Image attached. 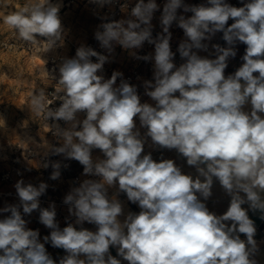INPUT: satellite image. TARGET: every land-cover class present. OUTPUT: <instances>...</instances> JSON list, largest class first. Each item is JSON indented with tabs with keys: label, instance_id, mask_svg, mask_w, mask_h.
<instances>
[{
	"label": "clouds",
	"instance_id": "9594fccd",
	"mask_svg": "<svg viewBox=\"0 0 264 264\" xmlns=\"http://www.w3.org/2000/svg\"><path fill=\"white\" fill-rule=\"evenodd\" d=\"M89 2L103 8L114 0ZM241 3L166 0L159 17L162 31L153 37L152 20L160 5L137 0L127 19L98 25L94 38L107 54L81 45L73 58L62 59L58 76L47 61L37 66L26 105L59 142H45L44 156L75 160L83 166L82 175L92 178L71 187L63 198L69 217L75 218L74 223L66 218L63 228L54 202L41 207L49 185L18 180V203L0 208V214H8L0 219V264H258L257 228L248 213L258 211L264 219V0ZM62 7L60 0H27L4 15L3 23L44 55L64 44ZM174 23L184 34L176 52L170 45ZM217 33L226 46L211 44L209 51L208 42ZM145 42L154 45V54L134 51ZM238 44L246 45L243 63L226 76ZM117 45L136 60L154 61L152 79L142 83L144 95L154 103L142 102L137 85L122 72L113 71L107 79L103 75ZM201 51L209 55L201 56ZM177 52L183 61L179 66ZM37 81H55L52 99ZM55 101L59 107H50ZM146 144L153 150H175L195 176L183 173L172 159L157 161L151 152L144 154ZM97 149L103 158L93 157ZM42 166L51 167L49 178L58 180L62 167L69 165L46 159ZM214 181L230 197L222 215L205 203ZM110 189H115L111 196ZM121 193L139 207L138 213L125 214ZM34 211L51 230L43 242L24 218ZM85 222L96 230L83 227ZM46 244L65 255L53 259Z\"/></svg>",
	"mask_w": 264,
	"mask_h": 264
},
{
	"label": "rangeland",
	"instance_id": "374dc122",
	"mask_svg": "<svg viewBox=\"0 0 264 264\" xmlns=\"http://www.w3.org/2000/svg\"><path fill=\"white\" fill-rule=\"evenodd\" d=\"M24 4H26V0H0V126L3 125V120L5 122L4 126L0 127V169L12 165V159L15 158V164L26 170L25 175L21 179L26 184L32 183L34 185L40 179L37 175L38 171L41 170L39 161L37 157L30 159L24 155L23 148L26 147L19 146L20 137L32 135L42 145L44 142L52 144L54 138L45 132L37 116L34 113L30 114L26 105L29 102L30 94L35 87L37 79L35 75L36 66L31 60V55L33 54L9 49L2 44L3 40L8 39L9 33L8 27L3 23V16L13 10H17V6L22 7ZM65 10L66 12L62 13L65 21V34L73 42L83 43L96 26V16L82 4L74 5ZM62 54V59L68 58L70 54L68 45L64 46ZM37 55L46 63L48 53ZM113 60L118 65L126 66H130L133 62L127 54V50L124 49H115ZM48 86L49 82L40 84L37 81L38 88L44 87L46 89ZM8 141L11 143H8ZM24 143L22 142V144ZM26 146H30V143L26 144ZM41 150L42 152L40 153L45 152L43 147L40 148ZM12 152H15V154H12ZM98 156L101 157L99 153H95L93 157ZM25 164H29L31 167L28 168ZM81 169L82 167L76 164L67 171V175L71 177L73 171L79 172ZM16 182L7 185L14 188ZM11 203L15 204L16 199L12 198ZM4 216L5 214H2L0 219ZM43 226L42 230L46 228Z\"/></svg>",
	"mask_w": 264,
	"mask_h": 264
},
{
	"label": "built area",
	"instance_id": "2783aa9c",
	"mask_svg": "<svg viewBox=\"0 0 264 264\" xmlns=\"http://www.w3.org/2000/svg\"><path fill=\"white\" fill-rule=\"evenodd\" d=\"M189 1H190V4H196V5L206 2V0H189ZM53 2H57V0H53ZM60 2H62L63 7L61 8L59 14L61 17L62 25L64 27H65V21H64V18L62 16V13H64L66 8L73 7L74 5H78V4H82V5L86 6L90 11H92L93 14L96 16L97 21H96V26H95L93 32L83 43L73 42L65 34L63 46L48 53V57L46 60L47 61L46 67L49 70H52L55 68L56 69L55 75H57V76L59 74L58 73V66L62 62V57H63L62 51L64 49V46H66V45H68L70 47V54L68 55V58H73L75 56L76 49L78 47H80L81 45L90 46L94 50L101 52L102 54H107L104 52L103 49L100 48L98 41H96L94 38V33L97 30L98 25H100L103 22H111L112 20L118 21L120 19H127L129 17L130 12H131V8L134 7L137 0H114V3L112 5H105L103 8L99 7L98 5L90 3L89 0H60ZM146 2H147V0H146ZM156 2L158 5H160V10L156 11L154 13V18L152 20V21L156 22V25L153 28V37H155L157 35V33H160L162 31V29L160 27V23H159V17H160L161 12H162L163 4L166 2V0H156ZM227 2L232 4L233 6H236V7L243 6L241 3V0H227ZM245 2H246V0H245ZM26 3H27V0H26ZM125 6H127V7H125ZM178 12H180V11L178 10ZM190 15H191V13H189V15H187V16H190ZM105 17H106V19H102ZM8 29H9L8 39L2 41L3 45L7 46L9 49L21 50V51H24V52L29 53V54H34V53L41 54V53L36 52L35 50L30 49L23 41L17 39L15 34H14L13 29H10V28H8ZM170 31L172 32V39L170 41L171 49L173 52H176V49L178 47L179 42L182 39H184L183 30L178 28L174 23L172 28L170 29ZM219 41L221 44L226 43L222 39V33H219ZM115 49H123V48L120 47L119 45H117L115 47ZM134 51H136L137 54L141 55V56L147 55L150 53L154 54V45H150L147 42H145L142 49L134 50ZM92 59L95 62V58H92ZM174 62L177 64V66H179V64L183 63L178 52L176 53ZM153 64H154V61H147L146 62L143 60H137L134 64H132L130 66H126V65H118L114 62V60H112V62L106 63L104 65L103 75L107 79V78L111 77L113 71L122 72L124 79L128 80L131 84L137 85L138 94L141 97V101L144 102L147 96L144 95V88L142 86V83L144 80H151L152 79V77H153ZM117 84H119V78L117 80ZM55 86H56L55 81H51V82H49V86L45 89L46 92H49V95L47 96L48 99H52L50 92L54 91ZM59 105H60V101H55L54 104L51 105L50 107L56 108V107H59ZM37 119L39 120V122L42 125V128L45 130V132L54 138L52 144L58 146L59 142L53 136L52 132L50 131L49 126L40 117H37ZM49 123L51 124V121H49ZM59 123H60L61 127L65 126L63 121H59ZM137 124L139 125V121L137 122ZM144 131H145L144 129H141L142 134ZM147 145L148 144L145 145V148H147ZM23 153L27 158H30V159L37 157L39 164L41 165L40 166V169H41L40 179L37 182H35L34 185H38L40 182H45L49 185V188L47 189L46 194L40 198L41 207H48L50 203L54 202L56 205L57 216L61 215L59 210L62 207H67V206L63 204V198H55L54 194L51 192V186L53 184V180H51L49 177H50L52 169H51V167L45 169L42 166V164L46 161V159H50L52 161H61L62 164H68L69 166L67 168L62 167V169H61V174H65V173H67V171L70 168L74 167V165H76V164L80 165L79 162H77L75 160H65L63 158V156H49L46 158L44 156V153H37L36 154L33 151V148L31 146L23 148ZM95 153H99L101 158H103L102 154L100 153V151L98 149L93 150V156ZM12 154H15V152H12ZM12 160H13L12 165H10L9 167L0 169V208H3L6 204H12L11 203L12 198H15L16 203H18V197H17V194L15 192L2 189V187L4 185L14 183V182L20 180L24 176V170L19 165L15 164V158H13ZM80 166L82 167L81 171L75 172L71 175L72 183L74 186H78L79 182H81L83 179L92 178V177L83 176L82 175L83 166L82 165H80ZM27 167L29 168L31 166L28 165ZM5 215H8V214H5ZM38 216H39V213L37 211H34L31 214V216H25L24 218L29 221V223L27 225L28 228H30L32 230L38 229L40 232L42 224L39 223Z\"/></svg>",
	"mask_w": 264,
	"mask_h": 264
},
{
	"label": "crops",
	"instance_id": "0c3cea01",
	"mask_svg": "<svg viewBox=\"0 0 264 264\" xmlns=\"http://www.w3.org/2000/svg\"><path fill=\"white\" fill-rule=\"evenodd\" d=\"M184 2L187 4H190L189 0H184ZM179 11H180V13H182V10H179ZM64 12H66V10ZM185 15L187 16V15H189V13H186ZM232 22L233 21L230 20L228 22L229 25ZM152 24H153V26H155L156 22L152 21ZM208 43H209V51H212L211 44H217L218 43L221 46H226V43L225 44L220 43L219 33H217L216 36L212 39V41H210ZM245 48H246V45H243V44L237 45V56L235 58L229 59L228 68L225 70L226 76L234 73L242 65L243 61L241 60V57L245 53ZM127 54L129 55V57L133 61L131 63V65L134 64L137 60L132 57V55L130 54V52L128 50H127ZM199 55L208 56L209 54L207 52L201 51L199 53ZM209 58H214V57H209ZM144 102L154 103L153 101L150 100L149 97H146ZM250 107H251L250 105L246 106V110H250ZM137 126H139V125L137 124ZM148 152H151L154 160L159 161V159L161 157H163L164 159H172L176 162V164L178 166L181 167L183 173H185V174L191 173V174H193V176H195V174H196L195 169L191 166H188L186 164V160L184 158H182L181 156H179V154L175 150H168V149L153 150L147 145V148H145L144 154H147ZM28 160H30V159H28ZM25 165L28 166L29 164H25ZM40 166L41 165L39 164V167ZM25 171L26 170H24V173H25ZM40 172H41V170L38 171V173H37L38 177H40ZM75 172L76 171H73V173H75ZM73 186L74 185L72 183L71 177L69 175H67V173L61 174V177L58 180H53V184L51 186V192L54 194L55 198H64L65 195L69 192L70 188ZM2 189L16 193L15 188H12L10 185H4L2 187ZM114 192H115V189H110L109 195L111 196ZM118 198L124 204L125 214H127L129 211L135 212V213H138L140 211L139 207L136 204H132L131 202H129L127 200L125 194L121 193ZM205 203L211 212H214L217 215H222L227 210V208L229 207L230 197L223 191V189L219 185L218 181H214V185L212 188V196L207 201H205ZM242 207L247 208L248 206L243 205ZM59 212L61 215L57 216L56 219L59 222V226L61 228L67 226V222H73L74 223L75 218L69 217L67 207H62L59 210ZM248 214H249L250 219H252L254 221L256 228H257V233H256V236L254 237V239L257 241V243L259 245V252L257 253L255 259L258 261V264H264V219L260 218V213L258 211L257 212L249 211ZM1 215H0V217H1ZM66 218H68L67 222H66ZM120 219L123 220V217H120ZM228 223L230 224V222H228ZM77 227L79 228L80 226H77ZM83 227H85L89 230H92V231L96 230L95 225H91V224H88L86 222L83 225ZM50 231L51 230L47 229V228L42 230V227H41V230H40L41 242H43V237L45 235L50 234ZM240 235H241V239H246L244 234H240ZM45 247H46V250L48 251V253L53 257V259H56L57 261H58L59 257H62L63 255H65V252L63 249L53 248V247H51L50 244H46ZM110 252L114 257H117L118 259H122V258L117 256L116 248L110 247ZM122 264H127V261L122 260Z\"/></svg>",
	"mask_w": 264,
	"mask_h": 264
},
{
	"label": "bare ground",
	"instance_id": "6f19581e",
	"mask_svg": "<svg viewBox=\"0 0 264 264\" xmlns=\"http://www.w3.org/2000/svg\"><path fill=\"white\" fill-rule=\"evenodd\" d=\"M31 60L32 62L35 64L36 68L37 66L43 65L45 62L44 60L37 54H33L31 55ZM20 136V135H19ZM17 138V137H16ZM21 141L18 142L20 147H27L26 144L28 145L30 143V146H32L33 151L37 154L42 152V150L40 151V148H42V143L39 142L37 139H35L34 136L32 135H23L20 137ZM12 140V139H11ZM22 142H25L24 144H22ZM8 143H11L10 141H8ZM45 143V142H44ZM48 143V142H47ZM1 146V145H0ZM4 146V145H3ZM44 149V147H43ZM45 151V149H44ZM44 153V152H43Z\"/></svg>",
	"mask_w": 264,
	"mask_h": 264
}]
</instances>
